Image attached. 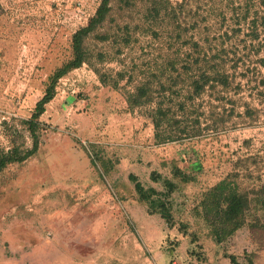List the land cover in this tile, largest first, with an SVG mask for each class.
Instances as JSON below:
<instances>
[{
    "label": "rangeland",
    "instance_id": "obj_1",
    "mask_svg": "<svg viewBox=\"0 0 264 264\" xmlns=\"http://www.w3.org/2000/svg\"><path fill=\"white\" fill-rule=\"evenodd\" d=\"M99 1L0 0V149H8L11 138L30 147L31 139L22 129L21 120L30 116L53 73L71 58V35L87 22ZM166 7V13L153 19L138 2L100 29L109 33V39L88 37L85 48L89 61L58 78L55 95L64 88L63 96L80 94L87 98L90 92L83 91L82 84L93 86L96 82L115 94L111 101L114 107L121 106L119 96H125L136 82L126 83L128 72H137L153 53L156 43L151 42L145 30L154 25L160 27L163 36L173 39L174 46L185 48V42L192 39L207 50H220L231 75L230 86L223 93L224 100L204 95L203 106L210 98L211 103L231 110L230 117L224 127H210L200 136L180 143L169 142L173 150H180L184 164L197 161L201 166L199 179L184 186L186 197H178L186 208L181 219L190 224V231L197 233L204 252L234 254L239 260L244 252H254V264H264V210L256 200L257 192L264 187V84L258 82L259 76H264V67L258 61L264 57V31L257 19L264 16V5L261 0H168ZM125 26L137 39L117 53ZM119 71L126 75L119 79L117 87L104 85L99 78V74L107 77ZM64 77L70 79L60 87ZM71 89L75 93H70ZM145 110L135 112L144 119V134L153 135ZM40 119L46 128L40 135L37 152L24 162L8 165L0 175V250L5 242L13 244L14 247L4 248L8 257L19 255L20 244L35 236L40 222L67 220L68 207L86 199L67 194L66 187L73 174L83 173L84 164L88 172L100 173L99 165L91 163L90 152L115 157L106 151L105 142H97L99 138L89 141L52 121L45 111ZM207 122H212L211 118ZM14 129L22 135L16 136ZM143 138L142 144L151 143L149 136ZM71 145L74 149L68 148ZM251 147L260 152L246 155ZM73 151L78 153L74 155ZM232 172L236 174L238 189L251 198L248 220L255 217L258 223L251 228L249 221L226 241L216 244L207 229L192 219L189 212L193 203L187 195L197 192L199 186L208 188ZM106 188L110 191L109 186ZM113 200L109 197L108 203ZM46 232L43 237L51 238L53 233Z\"/></svg>",
    "mask_w": 264,
    "mask_h": 264
},
{
    "label": "trees",
    "instance_id": "obj_2",
    "mask_svg": "<svg viewBox=\"0 0 264 264\" xmlns=\"http://www.w3.org/2000/svg\"><path fill=\"white\" fill-rule=\"evenodd\" d=\"M138 2L145 6L146 15L153 19L162 15L163 11L166 13L168 0H100L87 22L72 33L71 58L53 73L49 85L42 97L36 101L30 116L21 120L22 129L31 139L30 147L24 146L16 138H11L9 148L0 149V175L8 165L24 162L37 152L40 135L46 128L40 117L45 111L46 104L55 95L57 79L89 61L85 48L86 39L90 36H96L103 41L109 39V33L100 32V29L107 22H115L117 16H121L124 10H128ZM261 3L264 5V0H261ZM257 19L264 31V16ZM154 26L145 30L151 42L156 43L152 55L145 62L146 64H143L144 66H139L137 72L132 70L125 78L126 83L132 80L136 82L133 89L125 93L124 110L134 112L136 109H146L144 114L153 127L156 144L180 143L200 136L210 127L218 128L225 125L231 110L227 111L223 104L211 103L210 98L207 106H203L204 95L216 100H224L223 93H226L230 86L231 75L221 51L207 50L192 39L185 42L187 45L185 48H182V45L174 46L173 39L163 36L160 27ZM253 27L255 28V25ZM136 39L129 32L128 26H125L121 37L122 45L117 53ZM258 61L264 67V57L259 58ZM95 71L99 73L96 68ZM125 75L119 71L107 77L99 74V78L104 85L117 87L119 79H123ZM258 82L264 84V76H259ZM218 108L221 110L216 111ZM207 118H211L212 122H207ZM14 133L16 136L22 135L19 129H14ZM90 147L93 149L94 145L90 144ZM90 155L92 165H99L102 174L111 171L113 162L110 156L98 154V151L90 152ZM192 168L201 171L199 163L194 164ZM170 172L169 177L161 176L156 172L151 173V180L159 182L163 192L147 186L133 174L128 176L137 200L146 206L148 214H158L167 228L177 224L173 211V206L176 204L175 196L186 197L182 192L183 187L196 181L195 174L179 168L175 161L171 162ZM235 176L233 172L227 173L192 200L190 209L192 219L207 229V234L216 244L226 241L247 222L250 221L251 228L258 223L255 217L248 220L251 198L238 189L234 181ZM256 200L264 210V187L257 192ZM189 225L186 220H178V231L189 240L188 252L197 260H203L202 244L197 233L189 230ZM254 255V252H244L242 259L239 260L234 254H223L230 264H254Z\"/></svg>",
    "mask_w": 264,
    "mask_h": 264
},
{
    "label": "crops",
    "instance_id": "obj_3",
    "mask_svg": "<svg viewBox=\"0 0 264 264\" xmlns=\"http://www.w3.org/2000/svg\"><path fill=\"white\" fill-rule=\"evenodd\" d=\"M93 83V86L82 84L81 89L90 92L87 98L80 94L63 96L57 93L45 112L55 123L89 141L99 138L97 142H105L106 151L115 155L111 157V171L107 174L88 172L84 164L83 173L71 176L73 179L66 192L86 199L80 203L74 201L68 207L67 220L40 222L35 236L20 244L18 256L8 257L10 255L4 253L5 246L8 249L14 246L3 243L0 264H230L216 251L204 252L203 246V260H197L188 252L189 240L178 231V220H183L181 215L186 209L179 203L181 198L175 196L173 206L177 224L167 228L158 214L146 212V206L137 200L128 179L129 174H133L142 183L163 192L162 185L151 180L152 172L169 177L171 162L175 161L179 168L199 179L201 171L192 168L198 162L184 164L180 150H173L169 143L156 144L153 135L142 131L144 119L135 111L124 110L125 96H119L122 97L121 106L116 108L111 102L115 94L108 87ZM148 126L151 127L150 123ZM143 134L149 136L151 143L142 144ZM68 148L74 149L72 145ZM253 152L260 151L251 147L246 155ZM206 189L199 186L197 192L187 197L193 200ZM182 192L185 193L184 187ZM108 194L114 199L109 203ZM45 231L53 233L52 237H43ZM174 241L177 243H172Z\"/></svg>",
    "mask_w": 264,
    "mask_h": 264
},
{
    "label": "built area",
    "instance_id": "obj_4",
    "mask_svg": "<svg viewBox=\"0 0 264 264\" xmlns=\"http://www.w3.org/2000/svg\"><path fill=\"white\" fill-rule=\"evenodd\" d=\"M69 77H64V78H62L61 80H60V87H63V86H65L66 85V82L67 81H69ZM63 93H65V89L64 88H61V90H60V95H62ZM70 93H75V90L74 89H71L70 90ZM59 94V93H58ZM70 109H72V107H70ZM69 112H70V110H69ZM47 233V235H50V232H46Z\"/></svg>",
    "mask_w": 264,
    "mask_h": 264
}]
</instances>
